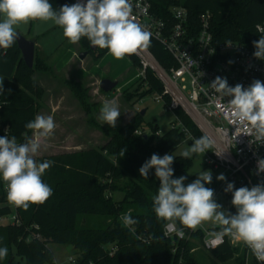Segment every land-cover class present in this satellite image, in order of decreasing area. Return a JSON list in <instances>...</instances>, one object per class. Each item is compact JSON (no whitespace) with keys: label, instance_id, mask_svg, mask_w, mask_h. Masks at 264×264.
I'll return each instance as SVG.
<instances>
[{"label":"trees","instance_id":"16d2710c","mask_svg":"<svg viewBox=\"0 0 264 264\" xmlns=\"http://www.w3.org/2000/svg\"><path fill=\"white\" fill-rule=\"evenodd\" d=\"M54 9L75 3L74 0H49ZM152 13L172 26V9L183 6L189 19L198 25L201 15L210 13L211 32L216 44L238 42L255 49L253 41L260 36L255 30L264 21V0H150ZM1 17V16H0ZM82 50L99 60L110 53L96 47L92 50L87 38L79 42ZM97 50V54L95 51ZM148 50L162 68L173 65L170 55L161 44L151 38ZM42 52L36 48L34 67L30 69L22 58L16 43L0 50V136H15L18 143L31 138L33 131L25 124L34 120L42 104L44 90L33 79L36 71L50 72L51 66ZM132 65L139 66L134 56H129ZM10 80L13 82L11 83ZM148 91L162 94L161 88L148 73ZM144 81V84L146 83ZM80 105L90 111L86 90L73 80L64 82ZM36 100L38 102H36ZM169 98H164L166 107ZM175 120L181 123L194 138L202 133L181 110L174 111ZM143 118L133 120L116 134L100 150H89L71 155L36 159L54 161L42 179L53 189V195L42 204H32L27 210L18 207L19 225L0 227V247H7L8 255L0 264H56L51 244L73 247L79 255L68 264H195L190 258L191 240L177 241L164 236L169 222L156 217L153 197L160 181L155 169H150L147 179L140 176L139 169L152 154L175 156L172 178L185 176V185L197 179L191 174L194 160L176 156L178 148L186 141V135L173 128L159 136V128L151 126L150 138L134 137V132L143 124ZM122 149H126L122 156ZM105 152L107 154H105ZM114 157V160L111 158ZM214 183V192L217 188ZM12 213L11 204L0 179V218ZM130 213L138 223L125 227L120 220ZM230 213L235 214L232 207ZM183 228L179 221L174 222ZM37 227V229H36ZM36 235H39L37 239ZM203 233L195 232L192 239L202 241ZM178 250L174 254L173 250ZM236 249L229 245L211 251L217 257L230 255ZM113 252V253H112ZM255 261V260H254ZM256 262V261H255ZM257 264V263H256Z\"/></svg>","mask_w":264,"mask_h":264},{"label":"clouds","instance_id":"9594fccd","mask_svg":"<svg viewBox=\"0 0 264 264\" xmlns=\"http://www.w3.org/2000/svg\"><path fill=\"white\" fill-rule=\"evenodd\" d=\"M132 0H77L71 5L65 4L58 10L49 0H0V49H8L16 43V26L30 21H52L63 29V35L70 44L87 38L90 46L108 49L117 60L131 56L138 50L147 49L151 42V33L137 22L133 14ZM254 57L264 60V35L253 41ZM215 93L224 100L221 105L226 116L234 124L250 126L255 140L264 143V82L256 79L245 88L241 84L229 86L226 78L217 76L210 84ZM0 93H3V81L0 80ZM121 115L113 101H105L99 114V120L115 128ZM25 128L37 134V139L26 138L18 143L15 136H0V179L7 185V199L10 204L27 210L32 204H42L53 195V189L44 183L42 177L54 161L38 162L36 156L41 149L39 139L53 135L56 128L51 115H37L25 124ZM212 145L206 136L194 139L190 148L181 156L191 159L193 154H204ZM126 149H122V156ZM220 154V153H219ZM217 153V155H219ZM175 156L165 154L162 157L152 154L139 169L140 176L147 179L149 170L155 169L160 181L157 194L153 197V210L158 219L169 222V227L179 221L183 228L196 230L206 221H213L219 232L218 239L229 236L248 247L260 264H264V183L251 188H235L227 183L225 192L232 194L231 204L236 208L232 214L223 210L214 199V190L206 187L212 182L210 171H201L197 179L185 185V176L172 178ZM258 172H264V159L257 162ZM225 181L223 174L217 176ZM123 225L129 227L138 223L130 213L120 217ZM183 237V229L177 232ZM8 255L7 247H0V260Z\"/></svg>","mask_w":264,"mask_h":264},{"label":"built area","instance_id":"2783aa9c","mask_svg":"<svg viewBox=\"0 0 264 264\" xmlns=\"http://www.w3.org/2000/svg\"><path fill=\"white\" fill-rule=\"evenodd\" d=\"M83 2L86 3V0ZM132 2L137 22L144 25L151 33V38L161 44L172 58L173 65L168 70L162 68L148 48L138 50L131 56L139 60L143 76L149 69L158 74L164 87L158 101H164V98L168 97V110L184 112L212 142L206 151L203 171L212 173L217 183L214 199L217 203L218 198L228 201L230 212L234 206L231 204L232 194L224 191L227 183H233L235 188H251L264 183V172H258L257 164L259 160L264 159V143L260 144L255 140L250 126L234 124L226 116L221 105L227 103L231 97H224L222 100L210 84L217 76L226 78L228 85L233 87L239 83L247 88L256 79L264 82V60L255 58V50L250 46L238 42L216 44L211 32L212 15L209 12L201 15L198 25L194 26L189 19L188 10L183 6L175 7L172 9L171 26L152 13L150 0ZM255 30L264 35V21L257 24ZM176 129L186 135V141H194L184 125L177 123ZM220 174L226 177L225 181L217 179ZM2 183L7 195V185L3 180ZM11 208L12 213L0 218V227L20 224L18 207L11 204ZM179 230L181 228L175 223L172 227H169L168 223L164 228V236L171 240L190 241L195 232L201 231V245L204 250L211 252L229 245L234 249H244L260 264L243 242L229 236L218 239L215 235L220 230L217 225L207 229L203 225L196 230L183 229V237L177 235ZM36 237L38 239L39 235ZM177 250L175 247L174 254ZM179 264H185L183 257L180 258Z\"/></svg>","mask_w":264,"mask_h":264},{"label":"rangeland","instance_id":"374dc122","mask_svg":"<svg viewBox=\"0 0 264 264\" xmlns=\"http://www.w3.org/2000/svg\"><path fill=\"white\" fill-rule=\"evenodd\" d=\"M0 19L3 17L1 16ZM16 30L18 34L35 43L45 61L51 66L50 72L36 71L33 75L35 82L44 90L43 98L39 101L42 107L37 115H51L56 124L52 136L39 139L41 149L36 159L100 150L116 134L117 129L126 128L133 120L140 118L145 120L134 132V137L150 138L153 135L151 126L159 128V136L176 128L174 112L168 110L164 101H158V97L163 93L148 91V81H145L148 79V73L164 90L158 74L153 70H147L143 76L141 65L133 66L129 56L117 60L110 53L99 60L95 59L94 55H88L84 60H80L79 55L84 50L79 43L70 44L63 35V29L52 21L37 20L26 24L20 23L16 26ZM97 53L96 50L95 54ZM104 79L118 82L117 88L109 93L103 92L100 83ZM70 80L81 83L86 90V101L89 106L91 105L88 113L64 84ZM10 82L12 83L13 80ZM105 101L115 102L121 112L115 128L103 124L98 118L100 108ZM142 111H145L144 115L141 114ZM31 138L37 139V134L33 132ZM192 143L190 140L185 141L175 155L181 156ZM205 157L206 152L193 154L191 158L194 160V166L191 174L198 175L203 171ZM111 158L114 160V157ZM214 183L216 182L212 177V182L205 186L214 189ZM218 203L228 212V201L218 198ZM202 225L207 229L216 224L213 221H206ZM191 247L189 255L195 264H256L244 249H236L237 251H233L228 256L217 257L204 250L198 239L191 240ZM50 249L56 264H68L69 259H76L79 255L68 245L51 244Z\"/></svg>","mask_w":264,"mask_h":264},{"label":"water","instance_id":"95a60500","mask_svg":"<svg viewBox=\"0 0 264 264\" xmlns=\"http://www.w3.org/2000/svg\"><path fill=\"white\" fill-rule=\"evenodd\" d=\"M16 44L18 46V49L21 51L22 58L25 62V64L32 69L34 67V59H35V53H36V46L33 41L27 40L24 36L18 35V39L16 41ZM96 48L92 46V50H95ZM3 50V49H0ZM88 55H90L87 51L80 53L79 59L84 60ZM100 89L105 92L109 93L112 92L114 89L117 88L118 82L113 81L111 79H104L100 83ZM142 115L145 114V111H142Z\"/></svg>","mask_w":264,"mask_h":264}]
</instances>
